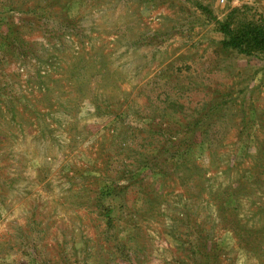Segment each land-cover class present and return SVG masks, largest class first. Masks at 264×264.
Masks as SVG:
<instances>
[{
    "label": "rangeland",
    "instance_id": "rangeland-1",
    "mask_svg": "<svg viewBox=\"0 0 264 264\" xmlns=\"http://www.w3.org/2000/svg\"><path fill=\"white\" fill-rule=\"evenodd\" d=\"M264 2L0 0V264H264Z\"/></svg>",
    "mask_w": 264,
    "mask_h": 264
},
{
    "label": "trees",
    "instance_id": "trees-1",
    "mask_svg": "<svg viewBox=\"0 0 264 264\" xmlns=\"http://www.w3.org/2000/svg\"><path fill=\"white\" fill-rule=\"evenodd\" d=\"M238 11L234 9L225 21L217 22L220 32L225 37V46L246 55H264V20L246 19L235 26L233 20Z\"/></svg>",
    "mask_w": 264,
    "mask_h": 264
},
{
    "label": "built area",
    "instance_id": "built-area-1",
    "mask_svg": "<svg viewBox=\"0 0 264 264\" xmlns=\"http://www.w3.org/2000/svg\"><path fill=\"white\" fill-rule=\"evenodd\" d=\"M231 1L235 5H248L249 2H251L252 0H231ZM259 1L264 2V0H259ZM221 2H225V0H221Z\"/></svg>",
    "mask_w": 264,
    "mask_h": 264
}]
</instances>
